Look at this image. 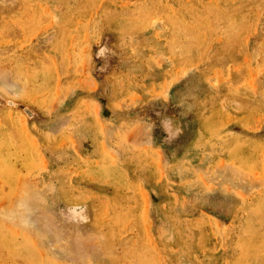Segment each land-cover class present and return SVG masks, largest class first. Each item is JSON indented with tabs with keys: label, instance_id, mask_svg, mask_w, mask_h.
Wrapping results in <instances>:
<instances>
[{
	"label": "rangeland",
	"instance_id": "obj_1",
	"mask_svg": "<svg viewBox=\"0 0 264 264\" xmlns=\"http://www.w3.org/2000/svg\"><path fill=\"white\" fill-rule=\"evenodd\" d=\"M0 264H264V0H0Z\"/></svg>",
	"mask_w": 264,
	"mask_h": 264
}]
</instances>
